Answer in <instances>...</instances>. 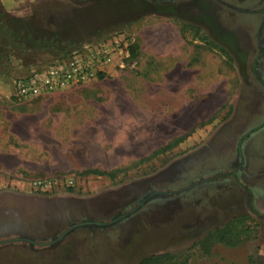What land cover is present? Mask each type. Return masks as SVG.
<instances>
[{
  "label": "rangeland",
  "instance_id": "rangeland-1",
  "mask_svg": "<svg viewBox=\"0 0 264 264\" xmlns=\"http://www.w3.org/2000/svg\"><path fill=\"white\" fill-rule=\"evenodd\" d=\"M0 2L23 34L0 78V264H264V0ZM113 36L93 84L13 97ZM240 217L241 241L210 238Z\"/></svg>",
  "mask_w": 264,
  "mask_h": 264
},
{
  "label": "built area",
  "instance_id": "built-area-1",
  "mask_svg": "<svg viewBox=\"0 0 264 264\" xmlns=\"http://www.w3.org/2000/svg\"><path fill=\"white\" fill-rule=\"evenodd\" d=\"M123 43L117 36L90 42L39 65L15 81L13 97L23 102L93 84L118 65L127 48Z\"/></svg>",
  "mask_w": 264,
  "mask_h": 264
},
{
  "label": "trees",
  "instance_id": "trees-1",
  "mask_svg": "<svg viewBox=\"0 0 264 264\" xmlns=\"http://www.w3.org/2000/svg\"><path fill=\"white\" fill-rule=\"evenodd\" d=\"M10 19V15H8V13L4 11V8L0 2V27L4 26L8 28L6 31L0 33V35H6L0 36V78L7 73V70L12 64V61L14 59H18L15 53V48H17L19 46V42L23 40V34L10 27ZM23 23H25L24 29H22L24 35L32 36V32L35 31V28L32 27L33 24L29 20H24ZM17 33L20 35H18ZM198 33L200 32L197 29L194 34V37L196 39L198 38L203 43L205 42L206 44H209L211 46H217V44L211 41L208 36H199ZM221 50L225 51L224 49ZM240 222L241 217L234 219V221L229 222L223 227L216 228L213 232L210 233V238H217L229 244H234L241 241L243 237L245 238V236H248V231L245 228L240 230L238 229ZM173 259L174 255H172L171 253L150 254L141 259L138 264H163L166 261H170Z\"/></svg>",
  "mask_w": 264,
  "mask_h": 264
},
{
  "label": "crops",
  "instance_id": "crops-1",
  "mask_svg": "<svg viewBox=\"0 0 264 264\" xmlns=\"http://www.w3.org/2000/svg\"><path fill=\"white\" fill-rule=\"evenodd\" d=\"M210 37V36H209Z\"/></svg>",
  "mask_w": 264,
  "mask_h": 264
}]
</instances>
